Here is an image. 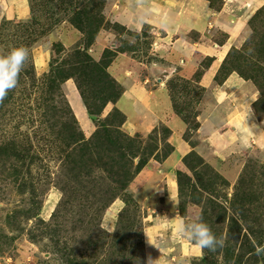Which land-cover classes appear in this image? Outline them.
Returning a JSON list of instances; mask_svg holds the SVG:
<instances>
[{"label": "rangeland", "instance_id": "1", "mask_svg": "<svg viewBox=\"0 0 264 264\" xmlns=\"http://www.w3.org/2000/svg\"><path fill=\"white\" fill-rule=\"evenodd\" d=\"M89 1L98 5L93 11L103 7L105 19L97 36L112 33L109 48L134 59L151 57L155 29L122 30L106 19V0ZM80 2L27 0V18L0 8V55L16 46L29 49L17 86L9 90L7 102L0 100V264H147L149 258L156 264H264V253L255 252L264 244V150L251 148L224 159L197 152V106L203 97L208 106L213 104L197 85L179 78L166 81L175 114L186 127L182 136L192 146L174 168L169 181L174 188L157 178V168L156 173L143 174V168L137 173L142 160L158 163L171 154L172 131L160 121L149 133L124 123L128 140L120 142L121 150L117 145L95 150L97 163L80 168L83 149L61 137L51 116L58 103L44 81L58 45L68 52L79 43L77 35L82 37L67 18ZM222 2L211 0V5L219 10ZM244 21L218 77L236 72L250 82L256 93L253 108L264 120V6ZM214 39L224 36L217 31ZM117 67V72L109 71L114 78L133 70L130 64ZM75 88L73 79L61 85L84 137L90 139L97 123L75 111ZM115 107L108 103L102 117ZM176 216L203 220L223 235L224 246L190 250L195 247L191 241L173 235Z\"/></svg>", "mask_w": 264, "mask_h": 264}, {"label": "crops", "instance_id": "2", "mask_svg": "<svg viewBox=\"0 0 264 264\" xmlns=\"http://www.w3.org/2000/svg\"><path fill=\"white\" fill-rule=\"evenodd\" d=\"M222 1L217 10L212 7L211 0H106L104 14L109 22L136 33L145 27L156 31L151 41V57L134 59L129 54L119 53L109 66V71L115 68L116 72L117 66L130 64L133 68L126 71L127 76L118 72L115 79L123 87V93L112 106L124 112L125 124L129 121L145 133L152 131L158 121L171 129L168 138L173 146L171 154L158 163L149 160L142 170L143 174L146 170L156 173L157 168V178L171 188H174L170 185L174 168L192 150L182 136L186 127L175 114L168 93L166 81L171 78L185 79L212 97L211 106L204 97L197 106L200 111L197 114L200 123L197 152L224 159L251 148L264 150V120L257 117L253 108L256 93L252 84L236 72L229 73L221 83L216 81L223 57L245 24V17L263 7L264 0ZM0 8L12 16L27 18L30 15L27 0H0ZM217 31L224 36L219 42L214 39ZM111 36L112 33L97 36L91 47L96 60L105 48L112 47ZM80 38L81 35H77L75 42ZM199 70L201 74L197 76ZM75 90L77 93H72L78 97V101L73 102L75 111L89 120L77 88ZM242 127L246 129L243 139ZM190 250L198 252L196 247Z\"/></svg>", "mask_w": 264, "mask_h": 264}, {"label": "trees", "instance_id": "3", "mask_svg": "<svg viewBox=\"0 0 264 264\" xmlns=\"http://www.w3.org/2000/svg\"><path fill=\"white\" fill-rule=\"evenodd\" d=\"M64 1L68 4L72 2V0ZM88 6L91 7L89 8ZM96 8H98L96 3L92 5L89 0H81L79 10L73 16L67 17L68 21L81 32L82 37L79 43L68 52L61 44L58 45L59 48L50 62V70L44 77V81L50 84V89L52 90L51 99H55L58 103L51 112V116L59 123V126H57L61 137L77 145L79 150L83 149L81 159L78 162L80 168L84 171L87 163H97L92 158L93 154L98 155L95 150H108L116 145L120 148V142L128 140V137L122 132L126 116L121 110L115 107L107 116L102 117V112L107 104H115L121 97L123 90L108 70L118 51L109 47L105 48L99 60H96L88 52V49L94 44L100 31L99 28L103 25L105 19L103 17V7L98 12L97 10L93 11ZM59 21L57 20L56 23ZM119 26L122 30H126L123 26ZM59 53L64 54L65 57H60ZM56 54L57 56L55 57ZM222 68L223 65L216 76L218 83L223 82L227 75L231 73L227 72L220 79L218 75ZM200 74L198 72L197 76ZM68 79L74 80L88 115L97 123L96 130L90 139L84 137L77 118L61 90V85ZM9 97V95H6L2 101L7 102ZM38 114L40 118L45 115L44 111L38 112ZM172 150L173 148H171L170 153ZM129 156L132 157V155ZM187 156L183 157V160ZM147 163V160H142L137 167V173ZM180 186L182 185L180 184Z\"/></svg>", "mask_w": 264, "mask_h": 264}, {"label": "clouds", "instance_id": "4", "mask_svg": "<svg viewBox=\"0 0 264 264\" xmlns=\"http://www.w3.org/2000/svg\"><path fill=\"white\" fill-rule=\"evenodd\" d=\"M28 55L29 49L23 45L12 47L6 54L0 55V100L17 86ZM245 131L243 127L240 129L242 139ZM173 235L191 241L199 249L215 251L225 243L223 235H216L203 220H187L182 216L174 217ZM255 252L257 255L264 253V244L257 246ZM147 264H156V261L149 258Z\"/></svg>", "mask_w": 264, "mask_h": 264}, {"label": "bare ground", "instance_id": "5", "mask_svg": "<svg viewBox=\"0 0 264 264\" xmlns=\"http://www.w3.org/2000/svg\"><path fill=\"white\" fill-rule=\"evenodd\" d=\"M72 101L75 102V101H74V98L72 99Z\"/></svg>", "mask_w": 264, "mask_h": 264}]
</instances>
